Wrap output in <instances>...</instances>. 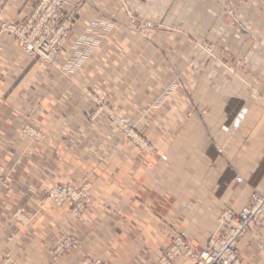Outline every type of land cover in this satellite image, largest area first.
Returning <instances> with one entry per match:
<instances>
[{
    "label": "crops",
    "instance_id": "1",
    "mask_svg": "<svg viewBox=\"0 0 264 264\" xmlns=\"http://www.w3.org/2000/svg\"><path fill=\"white\" fill-rule=\"evenodd\" d=\"M34 1L0 0V19L21 21L32 10ZM87 1L74 23L68 56L63 59L69 74L74 76L80 70L79 62L92 56L90 46L105 43L108 38L107 43H112L114 36H108L109 31L123 26V9L118 0ZM261 1L264 2L249 0L240 8L241 24H213L209 19L211 12L207 11L205 26L200 29L212 28L209 34L214 33L215 40L231 42V46H226L231 47L234 56H220L231 66L226 70L219 67L209 74L220 78L209 84L191 71L195 88L192 106L180 104L184 108L183 132L178 136L170 131L164 134L169 148L147 156L131 147L121 148L120 152L111 148L104 163L109 165L107 175L102 180L90 179L100 205L93 206L86 224L71 228L83 250L70 252L57 264H85L88 260L157 264L169 246V237L176 233L199 251L214 236L223 210L236 214L253 193L264 198V53L256 48L258 35L264 33ZM75 3L76 0H68L66 8L70 10ZM218 8L226 10V6ZM100 14L111 22L97 19ZM247 53L251 56H244ZM233 59L244 68L233 67ZM35 65L10 39L0 38V166L15 172L11 190L0 189V260L7 255L16 264H54L45 246L68 230L60 223L47 228L48 214L33 220L34 208L43 202V190L57 180L81 181L85 172L97 173L96 152L87 147L96 136L97 128L91 129L87 121L94 106L81 100L82 106L73 109V97L69 101L66 93L77 90L71 86L57 88L49 83L47 73L41 78L44 85L34 95L30 86L20 80L32 73ZM179 98L175 111L179 110ZM64 105H69L65 110L72 115L68 119L58 111ZM202 111L206 114L201 115ZM176 120L181 121H168L175 124ZM156 122L165 124L161 119ZM31 123L46 130L48 136L42 145H30L22 134V127ZM105 123L100 117L95 125L102 128ZM170 124L165 126L171 127ZM142 134L149 139L157 136L150 128ZM50 137L73 142V152L64 150L66 162L55 163L59 156L51 149ZM181 139L182 147L180 143L177 148L175 141ZM112 156L119 158L118 164H112ZM236 177L242 179L240 183ZM135 205H140L139 209ZM16 212H20L21 221H31L27 227L15 220ZM262 242L251 234L241 240L238 254L242 264H264ZM175 264L184 263L179 260Z\"/></svg>",
    "mask_w": 264,
    "mask_h": 264
},
{
    "label": "rangeland",
    "instance_id": "2",
    "mask_svg": "<svg viewBox=\"0 0 264 264\" xmlns=\"http://www.w3.org/2000/svg\"><path fill=\"white\" fill-rule=\"evenodd\" d=\"M40 1L33 2L32 10L21 21L0 19V22L7 25L21 24L35 10ZM77 1L81 2V6L74 16V23L81 14V10L88 4L87 0ZM248 1L118 0L123 9V26L109 31L110 35L108 36L115 38L111 41L112 43H107L108 38L105 43L100 42L90 46L92 56L88 60L79 62L80 70L76 76L69 74V69L63 63L64 57L68 56L74 28H72L70 37L61 45L60 55L52 61L43 60L25 52L23 45L15 37L10 35L0 37L10 39L21 53L30 56L35 61L33 72L23 78V81L20 80L22 84L30 86L34 95L44 85L41 78L43 73H47L49 83L51 81L50 84L57 88L71 86L77 90L76 93H66L69 101L73 97V109L80 108L82 101H88L94 106L87 121L89 126L91 125V129L97 128L94 134L96 136L87 147L96 152L94 159L97 163V173L87 171L80 178L81 181L57 180L51 183L47 189L43 190L42 204L34 206L33 220L40 214H48L47 228H53L58 223L62 224V228L68 226L67 231H63L58 237H53L54 239L45 246L48 258L52 263H59L70 252L78 253L83 250V244L72 233L71 228L86 224V217L93 206L100 205L94 198L95 189L90 179L92 181L96 178L102 180L107 175L109 165L104 163L111 155V148L120 152L121 148L131 147L146 156L154 152L159 153L162 148H169V140L165 136L167 131L174 132L172 134L177 136L183 132L184 108L180 104L192 106L191 96L195 88L192 84L194 78L190 75L191 71L198 75V79L201 77L209 84L215 79H220L215 75L214 77L209 76V74H213L214 70L219 67L226 70L231 66L229 62L226 63L220 57L234 56L231 47H229L231 42L223 43L220 40H215L214 33L212 36L209 34L212 28L206 30L205 27L202 31L200 29L201 26H205L203 20L207 16V11L211 12L209 19L213 24L220 25L225 22L241 24L243 16H238V13L242 6L248 5ZM261 2L264 5V2ZM75 6L69 10L65 5V10L70 13ZM223 6H226L225 11L218 8ZM97 19L107 24L111 22L103 14H100ZM258 40L256 48L264 53V33L258 35ZM258 50L257 52H259ZM193 56H200L202 59L196 60ZM237 56H241V54ZM244 56H251V54L247 53ZM232 62L234 63L233 67L244 68L243 64L236 63L234 59ZM51 74L56 77L52 78ZM240 79L246 81L247 78L241 76ZM221 82L224 84L223 80ZM82 83L89 84V88L83 87ZM23 94L24 91L21 92V95L19 94V97ZM178 96L180 97L179 110L175 111L174 106ZM37 99L39 98L37 97ZM36 103L38 106L40 105V102ZM66 106L64 105L62 107L64 109L58 111L65 119H68L72 115L65 110ZM205 114V111H202L201 115ZM100 117L106 121L105 127L100 128L101 126L95 125ZM170 118H179L181 121L176 120L175 124H170L168 121ZM157 119H161L165 124H170L171 127L165 126L163 123L157 124ZM151 120H154L155 126L151 124ZM148 128L153 129L154 134L157 132V136L149 139L145 134H142ZM194 131L196 130L194 129ZM21 132L33 146L42 145L48 136L46 130L39 124H25ZM49 143L51 149L59 156V158L56 157V160L54 159L55 163L57 160H62V163L66 162L63 158L64 150L65 153H67V149L73 152L71 147L73 142L70 140L66 139L64 142H60L50 137ZM175 144L177 148L178 144L182 147L183 140H176ZM60 145L66 146V148L62 149ZM163 159L161 158V160ZM111 160L112 164H118L116 162L120 161L116 156H112ZM14 173L13 169L0 166L1 190H11ZM139 206L135 205L138 209ZM161 206L164 205L161 204ZM19 214L20 212H16L15 220L27 227L31 221H21L18 217ZM216 224L217 228L213 237H217L223 229L218 220ZM100 237L102 236L98 238L100 239ZM177 238L188 243L180 234H172L169 237V246L160 255L157 264H162V260L167 259L166 254L173 240ZM263 246L262 242L261 247L263 248ZM179 260L184 264H192L190 259H185L180 255L175 256L171 264H175ZM0 264L16 263L10 256L5 255L1 258ZM85 264L108 263L100 260H88Z\"/></svg>",
    "mask_w": 264,
    "mask_h": 264
},
{
    "label": "built area",
    "instance_id": "3",
    "mask_svg": "<svg viewBox=\"0 0 264 264\" xmlns=\"http://www.w3.org/2000/svg\"><path fill=\"white\" fill-rule=\"evenodd\" d=\"M68 0H41L39 5L19 25L0 22V37L17 38L25 52L52 61L60 55L61 45L72 33L74 16L81 6L76 2L71 12L65 10ZM242 179L236 177V182ZM223 229L206 246L194 251L188 243L174 239L162 264H171L175 256L190 259L192 264H242L238 245L248 234L257 241L264 240V198L253 193L248 204L236 214L223 210L218 216ZM62 249V247H61ZM264 253V246L262 248Z\"/></svg>",
    "mask_w": 264,
    "mask_h": 264
},
{
    "label": "bare ground",
    "instance_id": "4",
    "mask_svg": "<svg viewBox=\"0 0 264 264\" xmlns=\"http://www.w3.org/2000/svg\"><path fill=\"white\" fill-rule=\"evenodd\" d=\"M239 178V177H238ZM241 179V178H240ZM263 198V197H262Z\"/></svg>",
    "mask_w": 264,
    "mask_h": 264
}]
</instances>
